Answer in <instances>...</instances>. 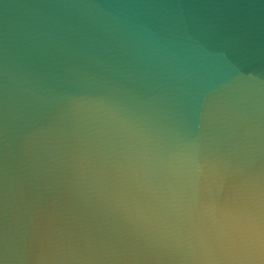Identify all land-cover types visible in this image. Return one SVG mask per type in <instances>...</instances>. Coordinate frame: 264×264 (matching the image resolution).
I'll return each instance as SVG.
<instances>
[{"label":"water","instance_id":"obj_1","mask_svg":"<svg viewBox=\"0 0 264 264\" xmlns=\"http://www.w3.org/2000/svg\"><path fill=\"white\" fill-rule=\"evenodd\" d=\"M0 264H264V0H0Z\"/></svg>","mask_w":264,"mask_h":264}]
</instances>
